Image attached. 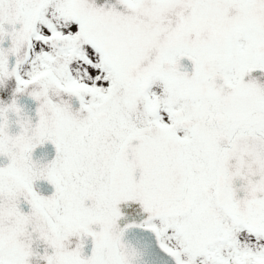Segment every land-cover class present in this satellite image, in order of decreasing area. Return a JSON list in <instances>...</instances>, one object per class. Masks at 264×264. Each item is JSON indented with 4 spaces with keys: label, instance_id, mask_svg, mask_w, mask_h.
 Returning a JSON list of instances; mask_svg holds the SVG:
<instances>
[{
    "label": "snow or ice",
    "instance_id": "1",
    "mask_svg": "<svg viewBox=\"0 0 264 264\" xmlns=\"http://www.w3.org/2000/svg\"><path fill=\"white\" fill-rule=\"evenodd\" d=\"M0 264H264V0H0Z\"/></svg>",
    "mask_w": 264,
    "mask_h": 264
}]
</instances>
